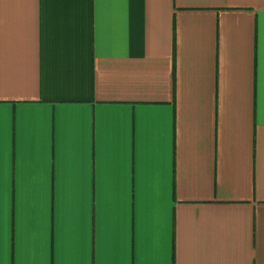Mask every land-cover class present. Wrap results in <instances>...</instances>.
I'll return each instance as SVG.
<instances>
[{
    "label": "crops",
    "instance_id": "1",
    "mask_svg": "<svg viewBox=\"0 0 264 264\" xmlns=\"http://www.w3.org/2000/svg\"><path fill=\"white\" fill-rule=\"evenodd\" d=\"M0 264H264V0H0Z\"/></svg>",
    "mask_w": 264,
    "mask_h": 264
}]
</instances>
